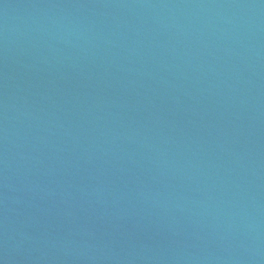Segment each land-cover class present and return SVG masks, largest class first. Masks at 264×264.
Instances as JSON below:
<instances>
[{
    "label": "water",
    "instance_id": "1",
    "mask_svg": "<svg viewBox=\"0 0 264 264\" xmlns=\"http://www.w3.org/2000/svg\"><path fill=\"white\" fill-rule=\"evenodd\" d=\"M0 264H264V0H0Z\"/></svg>",
    "mask_w": 264,
    "mask_h": 264
}]
</instances>
